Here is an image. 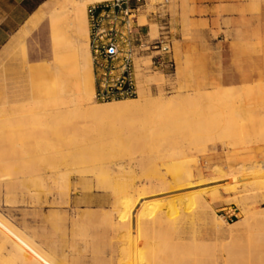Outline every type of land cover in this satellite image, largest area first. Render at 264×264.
I'll return each mask as SVG.
<instances>
[{"label": "rangeland", "instance_id": "obj_1", "mask_svg": "<svg viewBox=\"0 0 264 264\" xmlns=\"http://www.w3.org/2000/svg\"><path fill=\"white\" fill-rule=\"evenodd\" d=\"M161 10L176 76L141 80L163 106L108 119L72 109L78 75L55 61L48 20L27 40L39 64L25 62L24 36L0 62V213L32 238L0 221V264H264V93L191 102L221 88L205 60L214 54L200 32L209 22L188 0ZM147 14L140 23L156 37ZM86 41L80 34L82 73L92 71Z\"/></svg>", "mask_w": 264, "mask_h": 264}, {"label": "crops", "instance_id": "obj_2", "mask_svg": "<svg viewBox=\"0 0 264 264\" xmlns=\"http://www.w3.org/2000/svg\"><path fill=\"white\" fill-rule=\"evenodd\" d=\"M76 1L78 3L72 7L67 0H0V62L9 59V51L15 46H21L24 36L25 62L28 65L39 64L29 61L27 40L44 21L48 20L55 61L67 75L70 72L78 75L74 97L90 89L91 85L86 83L91 82L92 78L94 89V77L89 65L87 72L82 73L83 60L80 56L84 48L81 46L80 34L88 37L85 6L105 0ZM188 2L206 13L202 17H196V20L209 22V29H202L200 32L209 36L210 42H213L210 47L213 48L214 54H209L205 60L208 70L215 72L218 77V87L241 88L253 86L257 81L258 84L254 86L264 83V0H188ZM59 5L61 8L56 9ZM248 5L254 12L248 11L250 9ZM59 12L60 16L57 14ZM42 14L44 15L42 21L31 30L32 22ZM214 22H219V26L214 28V31L219 32L216 39L211 36ZM73 29L76 44L71 42L70 33ZM181 31L180 28V41L183 42ZM85 45H88L87 41ZM218 46H221L220 50ZM60 47H63V50H59ZM11 99L9 95H5L2 103L7 106Z\"/></svg>", "mask_w": 264, "mask_h": 264}, {"label": "built area", "instance_id": "obj_3", "mask_svg": "<svg viewBox=\"0 0 264 264\" xmlns=\"http://www.w3.org/2000/svg\"><path fill=\"white\" fill-rule=\"evenodd\" d=\"M110 0L87 7L88 42L95 83V101L108 103L137 99L140 95V75L161 73L174 78L177 63L174 58L171 32L162 20L170 0ZM152 6L148 12L146 8ZM146 15L158 26L152 38L150 25L141 24ZM146 62H148L146 64ZM226 208L221 209L224 211ZM227 222L237 215H222Z\"/></svg>", "mask_w": 264, "mask_h": 264}, {"label": "bare ground", "instance_id": "obj_4", "mask_svg": "<svg viewBox=\"0 0 264 264\" xmlns=\"http://www.w3.org/2000/svg\"><path fill=\"white\" fill-rule=\"evenodd\" d=\"M81 0H79L80 2ZM106 1H110V0H106ZM102 2H105V1H102ZM67 3L70 5V6H75L78 2L76 0H67ZM97 3H101V2H97ZM92 4H96V3H92ZM91 5V4H89ZM86 13H87V10H86ZM59 16L61 14V12L57 13ZM142 17H145V16H141L140 17V20L142 19ZM141 22V21H140ZM141 24H145V23H141ZM150 35L152 37V32H151V26H150ZM152 38H155V37H152ZM88 47H89V42H88ZM63 47H60V49H62ZM58 50V51H59ZM63 50V49H62ZM89 53H90V50H89ZM90 59H91V56H90ZM91 67H92V62H91ZM93 72V70H92ZM94 77V76H93ZM141 77L142 75H140V85H141V88H140V93H142L140 96V98L138 97L137 100L135 99H125V100H119V101H114V102H108V103H94L93 101V97H94V100H95V83H94V93H93V88L92 86L90 87L89 90L85 91L84 94L82 95H79L77 97H75V102L73 103L72 102V109L73 108H77L79 109V114H83L85 116H88L90 118H95V119H108L110 117H113V116H116V115H125V114H130L132 112H134L135 110H137L138 108H141V107H145V106H148L150 104H160V105H164L166 104L167 102L169 101H165L164 99L162 98H152V96L149 94V93H146L145 92V89L143 87V81L141 80ZM167 77V76H166ZM168 78V77H167ZM143 79V78H142ZM147 83V82H146ZM260 85H256V86H249V87H245L242 88L244 90H242L241 88H234L235 91L233 90H229L227 88H221L219 90H217L214 94L212 95H206V93L203 95V96H197L195 95V97H192L191 98V102H194V100L196 101L197 99L198 100H201L204 98L205 99H209V100H213V101H219L221 102L223 100H226L228 99L229 101L232 100V99H235L236 97H242L244 95V99H256L260 96L261 93H264V88H259ZM237 89H240V90H237ZM142 91V92H141ZM207 92V91H206ZM246 92V93H245ZM200 93V92H199ZM245 93V94H244ZM208 94V92H207ZM190 97V96H189ZM246 97V98H245ZM188 98V97H187ZM186 98V99H187ZM190 99V98H189ZM170 100V99H169ZM175 100L177 101V98L175 97ZM186 101V100H185ZM96 102V101H95ZM184 102V101H183ZM201 102V101H200ZM208 102V101H207ZM227 102V101H225ZM231 102V101H230ZM188 103V102H187ZM195 103V102H194ZM197 103V102H196ZM189 104V103H188ZM157 106V105H156ZM240 109V108H239ZM75 111V110H74ZM71 112L72 115L73 114H77L76 112ZM78 111V110H77ZM232 111V110H230ZM233 115V114H232ZM244 116V115H242ZM242 119V118H241ZM245 119V118H244ZM230 123V122H229ZM259 123H263V122H259ZM264 124V123H263ZM250 125V124H249ZM262 125V124H260ZM258 127V125H256ZM251 128V127H250ZM249 129V128H248ZM256 129V128H255ZM260 142V141H259ZM261 170V169H260ZM234 175V174H233ZM216 179V178H215ZM236 183V182H235ZM239 183V182H238ZM6 218L2 216V214L0 213V221L4 222L9 228L6 227V229H9V231L11 230L12 233H15L19 236L20 238V235H24L23 233H21L22 231H19V229H17V227H15L14 225H12L10 222L6 221L5 220ZM155 222V221H154ZM5 225V226H6ZM5 228V227H4ZM235 228V227H234ZM238 230V229H237ZM26 240L28 241H32V238L30 239V237H27V235H24L23 236ZM27 237V238H26ZM17 238V237H16ZM22 238V237H21ZM24 239V240H25ZM27 241V242H28ZM228 259V258H227ZM53 260V259H52ZM54 261V260H53ZM56 262V261H55Z\"/></svg>", "mask_w": 264, "mask_h": 264}]
</instances>
